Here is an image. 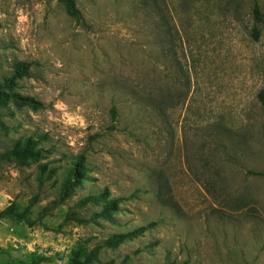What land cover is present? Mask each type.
<instances>
[{
	"label": "rangeland",
	"instance_id": "374dc122",
	"mask_svg": "<svg viewBox=\"0 0 264 264\" xmlns=\"http://www.w3.org/2000/svg\"><path fill=\"white\" fill-rule=\"evenodd\" d=\"M255 2L0 0V80L29 63L33 100L0 107V153L38 152L0 162V264H264Z\"/></svg>",
	"mask_w": 264,
	"mask_h": 264
},
{
	"label": "trees",
	"instance_id": "16d2710c",
	"mask_svg": "<svg viewBox=\"0 0 264 264\" xmlns=\"http://www.w3.org/2000/svg\"><path fill=\"white\" fill-rule=\"evenodd\" d=\"M63 2L66 11L68 14H70L73 17L80 18V12L76 6L75 0H60ZM253 18L255 23H262L264 21L263 15L261 14L258 4L255 2L253 6ZM253 37L255 39H258L259 32L256 29V27L253 28ZM29 75V63L27 62H19L18 66L13 70V72L0 80V107L7 106V103L10 101H28L32 103V99H29L27 97L21 96L16 90L15 87L17 86V80L26 77ZM264 97V96H263ZM111 113L113 116L116 115L115 109H111ZM33 140L31 138H28L27 140L21 142L19 140H15L9 147H7L3 152L0 153V162L4 159H7V155H11L13 157H33L37 155V150L32 146ZM81 170H78L77 167H74L73 169V175L76 173H80ZM249 175L257 176V177H264L263 171H255V170H249L247 171ZM107 193L104 192V195L106 196ZM158 198L161 200V202L164 205L172 206L173 208H177L176 202L173 200V198L167 194H165L164 191L159 190ZM118 199H109L106 200L103 203V212H109L114 211L118 205ZM10 208H7L0 212V215H4L7 213V211ZM153 223H150L146 226H139L129 232L126 233H116L112 234L108 237L107 243L111 242H118L122 241L124 238H128L131 236L139 235L142 232H144L146 229L153 227ZM72 264H78L77 262H73Z\"/></svg>",
	"mask_w": 264,
	"mask_h": 264
}]
</instances>
